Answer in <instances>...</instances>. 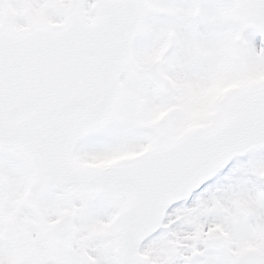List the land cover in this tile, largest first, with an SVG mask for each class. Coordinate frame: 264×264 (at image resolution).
<instances>
[{
    "label": "snow or ice",
    "instance_id": "snow-or-ice-1",
    "mask_svg": "<svg viewBox=\"0 0 264 264\" xmlns=\"http://www.w3.org/2000/svg\"><path fill=\"white\" fill-rule=\"evenodd\" d=\"M0 264H264V0H0Z\"/></svg>",
    "mask_w": 264,
    "mask_h": 264
}]
</instances>
